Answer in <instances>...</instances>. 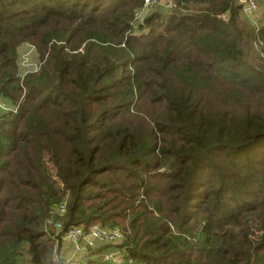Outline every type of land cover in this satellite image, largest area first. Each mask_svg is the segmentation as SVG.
<instances>
[{
  "label": "trees",
  "instance_id": "trees-1",
  "mask_svg": "<svg viewBox=\"0 0 264 264\" xmlns=\"http://www.w3.org/2000/svg\"><path fill=\"white\" fill-rule=\"evenodd\" d=\"M169 1L136 28L145 0H0V264H55L63 203L122 264H264V19Z\"/></svg>",
  "mask_w": 264,
  "mask_h": 264
},
{
  "label": "rangeland",
  "instance_id": "rangeland-1",
  "mask_svg": "<svg viewBox=\"0 0 264 264\" xmlns=\"http://www.w3.org/2000/svg\"><path fill=\"white\" fill-rule=\"evenodd\" d=\"M256 4L258 6V11L255 15H246L242 11L240 13L241 21H246L249 25L250 24L253 25V27H257L259 21L264 19L263 5H261L258 0H256ZM171 8H173L172 2L169 0H157L152 3L148 2L143 7V9H140V11L137 12L135 16L134 26L137 28L136 25L141 24L142 20L146 18L152 11H159L162 14H166L168 11H170ZM141 35H148V30L135 32V36H141ZM259 60L261 61V59ZM260 61L252 60L253 64L251 65L255 67L254 65L257 66L258 64L261 63ZM16 64H17L18 75L19 74L25 75L26 73H30L35 70H38L40 66V60L36 49L28 43L20 45L17 49ZM6 106L11 111L12 109L10 108L11 106L8 105ZM0 112L3 111L1 110ZM51 229L53 232V236L57 234V232L53 227ZM116 229L119 230V228ZM57 241H59L57 244L53 243L54 248H52L51 251V258L55 264H97V263L103 264L105 263L103 259L106 255L110 253H115L114 251L116 250H112V248L113 247L116 248L117 246H120L122 243L121 242L116 245L96 243L92 248L85 247L84 251L82 252H74L71 243L67 241H63L60 237L57 238Z\"/></svg>",
  "mask_w": 264,
  "mask_h": 264
},
{
  "label": "built area",
  "instance_id": "built-area-1",
  "mask_svg": "<svg viewBox=\"0 0 264 264\" xmlns=\"http://www.w3.org/2000/svg\"><path fill=\"white\" fill-rule=\"evenodd\" d=\"M148 2L149 0H145V5ZM237 2L241 7V11L246 15H255L258 11V6L255 0H238ZM254 48L258 51L260 58L264 59V52L261 51L264 48V45L257 42L254 43ZM10 108H12L11 111L0 100V111L15 112V107ZM53 214L54 217L49 222L57 232V234L52 237L53 241H56L55 243L57 244L58 237L62 240L68 241L72 244L74 252H82L85 247L92 248L96 243L116 245L123 241V235L118 229L106 228L99 224L90 227L87 232L83 227H71L67 231L63 232L62 220L66 214L65 203L59 205ZM114 252L115 253H110L104 257L103 260L105 263L103 264H121L123 260V252L119 249H116Z\"/></svg>",
  "mask_w": 264,
  "mask_h": 264
},
{
  "label": "crops",
  "instance_id": "crops-1",
  "mask_svg": "<svg viewBox=\"0 0 264 264\" xmlns=\"http://www.w3.org/2000/svg\"><path fill=\"white\" fill-rule=\"evenodd\" d=\"M24 76V74H19V77H23ZM63 241H66V240H63ZM68 242V241H67ZM72 245V244H71Z\"/></svg>",
  "mask_w": 264,
  "mask_h": 264
}]
</instances>
